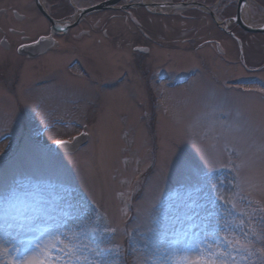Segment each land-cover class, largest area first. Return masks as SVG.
<instances>
[{"label": "rangeland", "instance_id": "obj_1", "mask_svg": "<svg viewBox=\"0 0 264 264\" xmlns=\"http://www.w3.org/2000/svg\"><path fill=\"white\" fill-rule=\"evenodd\" d=\"M121 21L0 76V243L55 244L59 264H159L227 227L251 244L239 264H264V68L245 65L264 61L192 48V20L156 30L162 46L126 43L127 24L119 42Z\"/></svg>", "mask_w": 264, "mask_h": 264}, {"label": "flooded vegetation", "instance_id": "obj_2", "mask_svg": "<svg viewBox=\"0 0 264 264\" xmlns=\"http://www.w3.org/2000/svg\"><path fill=\"white\" fill-rule=\"evenodd\" d=\"M115 19L122 20L115 39L121 38L124 24L136 29L133 39L126 42L128 44L146 39L162 46L170 38L166 33L159 40L154 36L156 30L169 29L174 20L180 23L192 20L200 22L202 27L201 34L195 31L182 38L192 48L208 46L216 54L244 63L255 60L252 56L257 52L260 55L258 62L264 61V30L253 31L245 27H264V0H0V49L9 53L0 56V76L13 67L16 60L14 69L24 64L22 62L28 56L19 52L21 45L40 37H50L55 47L36 57L58 49L75 50L85 37L107 36L106 25ZM216 34L225 35L230 49L219 44L222 40H217ZM96 39L100 44V38ZM133 48L145 54L150 52L147 43ZM245 65L250 70L264 68V62L253 68Z\"/></svg>", "mask_w": 264, "mask_h": 264}, {"label": "snow or ice", "instance_id": "obj_3", "mask_svg": "<svg viewBox=\"0 0 264 264\" xmlns=\"http://www.w3.org/2000/svg\"><path fill=\"white\" fill-rule=\"evenodd\" d=\"M46 39V37H41ZM37 43L39 41H36ZM23 47V45H21ZM57 143H70V141H57ZM243 224V221L240 222ZM115 231V229H112ZM222 240L219 243H205L203 246H197L195 251L198 255L195 259L192 258L191 253L194 251L191 247L181 248L177 244L168 251L167 258L159 262V264H239L236 259V254H242L251 250V244L248 240L247 234L240 236L234 232L229 233L228 228H224ZM55 244H49L41 248L36 247L34 254L32 249L20 250L13 247L14 255H9V249L0 243V256L8 257L9 264H59L56 258L54 249ZM61 252L64 249L60 250ZM264 251V249H261ZM67 254V253H66ZM37 256L43 257L42 260H37ZM246 258V257H244Z\"/></svg>", "mask_w": 264, "mask_h": 264}, {"label": "water", "instance_id": "obj_4", "mask_svg": "<svg viewBox=\"0 0 264 264\" xmlns=\"http://www.w3.org/2000/svg\"><path fill=\"white\" fill-rule=\"evenodd\" d=\"M245 27L249 30L253 31H261L264 30V27L260 28H253L249 25H245ZM55 45L53 42L47 41L46 39H42L39 43H34L30 46H25L21 49V52L26 53L29 56H36L39 53H42L43 51H46L51 46ZM88 135L86 133H83L81 135L74 136L73 140H68L70 143H57L56 149L60 151H75L79 146L84 144L87 141ZM62 141H67L62 140Z\"/></svg>", "mask_w": 264, "mask_h": 264}, {"label": "bare ground", "instance_id": "obj_5", "mask_svg": "<svg viewBox=\"0 0 264 264\" xmlns=\"http://www.w3.org/2000/svg\"><path fill=\"white\" fill-rule=\"evenodd\" d=\"M244 18H246V19H247V16H246V17L244 16ZM30 255H32V254H30Z\"/></svg>", "mask_w": 264, "mask_h": 264}]
</instances>
